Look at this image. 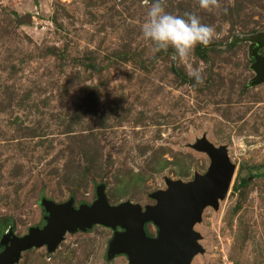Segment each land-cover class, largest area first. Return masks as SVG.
<instances>
[{"label":"rangeland","instance_id":"obj_1","mask_svg":"<svg viewBox=\"0 0 264 264\" xmlns=\"http://www.w3.org/2000/svg\"><path fill=\"white\" fill-rule=\"evenodd\" d=\"M151 2L0 0V253L6 235L46 226L44 199L79 209L104 186L111 206H156L168 180L208 173L210 156L195 149L206 139L226 148L236 171L194 228L201 251L190 264H264V83L252 85L246 40L264 36V0L207 9L165 0L167 11L214 29L187 59L142 38ZM147 230L158 237L153 223ZM123 233L96 225L14 264H131L128 254L111 256Z\"/></svg>","mask_w":264,"mask_h":264},{"label":"water","instance_id":"obj_2","mask_svg":"<svg viewBox=\"0 0 264 264\" xmlns=\"http://www.w3.org/2000/svg\"><path fill=\"white\" fill-rule=\"evenodd\" d=\"M246 40L253 46L251 55L255 59L253 69L257 76L252 85L263 84L264 36ZM195 149L210 156L212 165L208 173L197 175L190 183L168 180L169 190L155 193L158 204L145 211L133 203L111 206L104 186L98 189V201L94 205L79 209L73 200L56 204L44 199L42 204L49 214L46 226L33 228L23 237L6 235L2 242L6 246L10 243L11 247L0 253V264L19 262L25 251L43 246L53 253L68 233L87 231L96 225L125 230L113 242L111 256L128 254L131 264H190L201 251L194 228L207 206L218 207L219 200L228 195L236 171L226 148H216L203 139ZM150 223L159 229L157 238L148 235Z\"/></svg>","mask_w":264,"mask_h":264},{"label":"clouds","instance_id":"obj_3","mask_svg":"<svg viewBox=\"0 0 264 264\" xmlns=\"http://www.w3.org/2000/svg\"><path fill=\"white\" fill-rule=\"evenodd\" d=\"M217 0H200L203 8H210ZM142 38L154 45V51L174 50L173 59H187L197 45L208 46L214 29L201 22L193 13L178 15L166 10L165 0H152L147 20L141 27ZM190 76L197 84L203 83L202 74L193 70Z\"/></svg>","mask_w":264,"mask_h":264},{"label":"trees","instance_id":"obj_4","mask_svg":"<svg viewBox=\"0 0 264 264\" xmlns=\"http://www.w3.org/2000/svg\"><path fill=\"white\" fill-rule=\"evenodd\" d=\"M261 177H262V176H261ZM254 178H256V177H254ZM250 180H251L250 178H245V179H243V180L241 181L239 187H240V188H243V187L248 186Z\"/></svg>","mask_w":264,"mask_h":264},{"label":"flooded vegetation","instance_id":"obj_5","mask_svg":"<svg viewBox=\"0 0 264 264\" xmlns=\"http://www.w3.org/2000/svg\"><path fill=\"white\" fill-rule=\"evenodd\" d=\"M147 231H148V230H147ZM148 235L150 236L149 231H148Z\"/></svg>","mask_w":264,"mask_h":264},{"label":"bare ground","instance_id":"obj_6","mask_svg":"<svg viewBox=\"0 0 264 264\" xmlns=\"http://www.w3.org/2000/svg\"><path fill=\"white\" fill-rule=\"evenodd\" d=\"M10 247H11V244H10Z\"/></svg>","mask_w":264,"mask_h":264}]
</instances>
